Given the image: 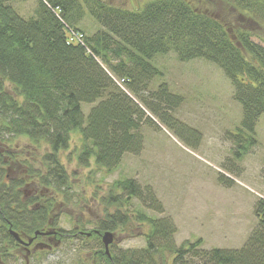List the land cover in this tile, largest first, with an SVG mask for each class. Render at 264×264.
<instances>
[{
	"label": "trees",
	"instance_id": "obj_1",
	"mask_svg": "<svg viewBox=\"0 0 264 264\" xmlns=\"http://www.w3.org/2000/svg\"><path fill=\"white\" fill-rule=\"evenodd\" d=\"M13 1L0 0L1 261L20 246L9 229L31 237L56 225L49 214L51 202L68 187L58 155L70 146L71 133L80 134L77 156L82 165L93 158L107 171L119 166L124 153L141 150L138 131L143 123L153 121L147 112L183 136L166 113L180 97L170 93L165 83L150 89L152 80L161 75L152 63L156 55L171 51L181 61L200 58L220 67L234 84L233 97L243 112L241 125L232 133L235 155L240 157L255 144L254 127L264 113V46L254 42L247 30L231 31L201 10V0H150L137 9L105 0H38L35 15L28 18L16 11ZM223 2L247 20L264 21V0ZM74 34L81 36L80 41H73ZM83 104L90 105L87 114ZM17 136H25L37 148L46 147L40 158L43 171L26 168L30 179L55 193L45 202H40L42 194L25 195L20 188L23 179L8 174L16 162L11 141ZM132 198L162 211L150 187L143 188L132 178L116 179L105 198L106 206L114 205L116 210L106 213V222L96 230L110 231L115 224L128 223L131 215L119 207ZM254 210L258 221L242 246L206 249L200 239L176 245V226L170 217H153L135 208L133 219L149 225L146 247L119 255L110 250V256L101 249L97 258L103 264H160L156 256L167 254L170 263L163 257L161 264H264L263 199ZM96 230L91 234L96 235ZM71 234L73 238L87 235L81 229Z\"/></svg>",
	"mask_w": 264,
	"mask_h": 264
},
{
	"label": "rangeland",
	"instance_id": "obj_2",
	"mask_svg": "<svg viewBox=\"0 0 264 264\" xmlns=\"http://www.w3.org/2000/svg\"><path fill=\"white\" fill-rule=\"evenodd\" d=\"M105 1L116 7L137 9L150 0ZM11 4L28 18L35 15L38 0H14ZM199 6L226 23L231 31L247 30L254 42L264 46L263 20H247L223 0H201ZM86 23L92 27L90 20ZM152 63L161 75L152 80L150 89L156 90L165 83L170 93L180 97L176 107L166 113L175 119L182 137L147 112L153 121L143 123L138 131L142 137L141 150L137 154L124 153L119 166L107 171L97 166L93 158L88 165H82L77 156L81 137L73 132L70 146L58 155L68 178L67 192L57 195L26 175L28 166L43 171L40 158L46 147L37 148L25 136H17L11 141L16 162L9 166L8 174L23 179L20 188L25 195H44L41 203L55 194L49 214L56 221L55 226L68 236L78 229L91 232L106 222V213L116 210V206L105 204L116 179L132 178L141 187H150L162 211L150 209L136 198L124 202L119 208L131 215L128 223L115 224L110 229L113 241L109 250L118 255L146 247L149 225L133 219L135 208L153 217H170L176 226L174 240L178 246L200 239L201 248H239L257 224L256 202L264 200V113L254 127L255 144L240 157L236 156L237 143L232 133L241 125L243 112L233 97L234 84L223 70L200 58L181 61L171 51L156 55ZM82 106L87 114L90 105ZM38 241L50 248L37 258L29 257L35 259V264H103L97 258L100 255L95 256L97 250H103L96 235L69 237L68 241L60 242H47L45 238ZM24 252L20 246L11 249L0 264H24ZM156 257L161 264L164 256ZM165 258L170 263L171 256L166 254Z\"/></svg>",
	"mask_w": 264,
	"mask_h": 264
},
{
	"label": "flooded vegetation",
	"instance_id": "obj_3",
	"mask_svg": "<svg viewBox=\"0 0 264 264\" xmlns=\"http://www.w3.org/2000/svg\"><path fill=\"white\" fill-rule=\"evenodd\" d=\"M96 233V236H100V231L98 232H95ZM40 236L41 238H45L46 241H55V242H60V241H63V240H66L68 241V233H64L63 231L59 230L57 227L55 228H49V229H46L44 231H42V233L40 234H37L35 237L37 236ZM70 235V238H73V236H75V234H69ZM86 236H91L90 235H86ZM30 237L27 238V240L29 239ZM39 240V239H38ZM38 240H34L32 241V243L28 244L27 246H25L24 244H21L20 243V247L21 249H23L25 252V259H24V263L25 264H29L30 263V255H34L33 257H35L36 255L39 256L41 252H45L47 250H49L50 246L49 244H46V243H43V242H40ZM100 253H96L95 252V256L99 255ZM107 255V254H106ZM108 256V255H107ZM110 256V255H109ZM0 262H3L0 260Z\"/></svg>",
	"mask_w": 264,
	"mask_h": 264
},
{
	"label": "water",
	"instance_id": "obj_4",
	"mask_svg": "<svg viewBox=\"0 0 264 264\" xmlns=\"http://www.w3.org/2000/svg\"><path fill=\"white\" fill-rule=\"evenodd\" d=\"M9 233L20 243H23L24 245H28L32 242L33 238H29L27 241H23L20 236L18 235V233L16 231H12V229H9ZM40 232L36 231L34 236H36L37 234H39ZM90 234V233H88ZM101 241L104 247V252L109 256L110 252H109V246L113 241V233L109 230L104 231L101 234Z\"/></svg>",
	"mask_w": 264,
	"mask_h": 264
},
{
	"label": "built area",
	"instance_id": "obj_5",
	"mask_svg": "<svg viewBox=\"0 0 264 264\" xmlns=\"http://www.w3.org/2000/svg\"><path fill=\"white\" fill-rule=\"evenodd\" d=\"M81 36L79 34H74L73 41H80Z\"/></svg>",
	"mask_w": 264,
	"mask_h": 264
}]
</instances>
